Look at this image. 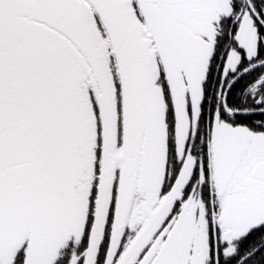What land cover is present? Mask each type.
<instances>
[{"label":"snow or ice","instance_id":"1","mask_svg":"<svg viewBox=\"0 0 264 264\" xmlns=\"http://www.w3.org/2000/svg\"><path fill=\"white\" fill-rule=\"evenodd\" d=\"M0 264H264V0H0Z\"/></svg>","mask_w":264,"mask_h":264}]
</instances>
